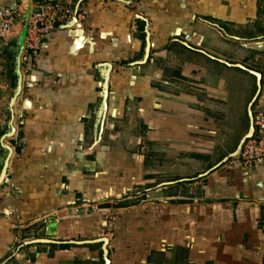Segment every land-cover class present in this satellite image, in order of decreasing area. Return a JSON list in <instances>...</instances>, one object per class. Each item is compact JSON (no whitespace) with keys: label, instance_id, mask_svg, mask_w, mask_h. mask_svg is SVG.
<instances>
[{"label":"crops","instance_id":"obj_1","mask_svg":"<svg viewBox=\"0 0 264 264\" xmlns=\"http://www.w3.org/2000/svg\"><path fill=\"white\" fill-rule=\"evenodd\" d=\"M82 8L28 67L34 0L0 41L18 144L0 264H264V165L237 160L264 100V0Z\"/></svg>","mask_w":264,"mask_h":264},{"label":"built area","instance_id":"obj_2","mask_svg":"<svg viewBox=\"0 0 264 264\" xmlns=\"http://www.w3.org/2000/svg\"><path fill=\"white\" fill-rule=\"evenodd\" d=\"M30 0H20L16 7L0 8V41H6L12 34L21 6ZM72 0H34L35 9L26 17L24 43L19 55L21 66L28 67L39 56L44 41L57 29L81 27L86 19L82 8ZM254 134L249 137L237 157L248 168L264 165V100L256 106L254 116Z\"/></svg>","mask_w":264,"mask_h":264},{"label":"rangeland","instance_id":"obj_3","mask_svg":"<svg viewBox=\"0 0 264 264\" xmlns=\"http://www.w3.org/2000/svg\"><path fill=\"white\" fill-rule=\"evenodd\" d=\"M78 1L79 0H73L72 3L75 6V8L78 7ZM85 0H82L81 3H84ZM27 80V79H26ZM4 84V83H3ZM10 83L4 84L3 86H8ZM14 87L8 88L7 92L0 95L1 101L5 103L6 105L0 106V121L2 122L0 128V166H3V159H8V162L10 161L11 157L13 156V152L15 149L18 148V144L16 143L15 134L13 133L12 124H10V120L14 119L15 110L14 105L12 106L11 103L13 99L15 98L14 95ZM6 91V90H5ZM2 103V102H1ZM9 125V126H8ZM5 134H8L6 137H4Z\"/></svg>","mask_w":264,"mask_h":264},{"label":"water","instance_id":"obj_4","mask_svg":"<svg viewBox=\"0 0 264 264\" xmlns=\"http://www.w3.org/2000/svg\"><path fill=\"white\" fill-rule=\"evenodd\" d=\"M253 126H254V118H253ZM253 128H254V131H255V127H253ZM251 136H252V135H251ZM251 136H249V137H251ZM249 137H247V138L243 141V143H242V145H241V147H240L239 154H240V152H241V150H242V148H243V145H244L245 141H246Z\"/></svg>","mask_w":264,"mask_h":264}]
</instances>
